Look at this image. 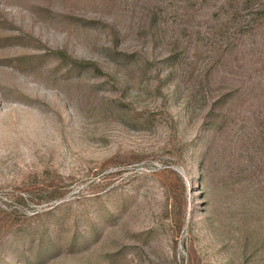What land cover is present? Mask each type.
<instances>
[{"label": "rangeland", "instance_id": "rangeland-1", "mask_svg": "<svg viewBox=\"0 0 264 264\" xmlns=\"http://www.w3.org/2000/svg\"><path fill=\"white\" fill-rule=\"evenodd\" d=\"M0 264H264V0H0Z\"/></svg>", "mask_w": 264, "mask_h": 264}]
</instances>
